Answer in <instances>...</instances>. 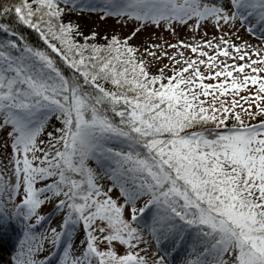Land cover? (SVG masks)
Here are the masks:
<instances>
[{
  "label": "snow or ice",
  "instance_id": "1",
  "mask_svg": "<svg viewBox=\"0 0 264 264\" xmlns=\"http://www.w3.org/2000/svg\"><path fill=\"white\" fill-rule=\"evenodd\" d=\"M78 11L135 27L97 42L64 19ZM9 17L0 216L23 232L11 264H169L181 247V264H264V0H0ZM147 25L192 35L131 43ZM206 25L216 34L197 35ZM46 203L60 220L36 232Z\"/></svg>",
  "mask_w": 264,
  "mask_h": 264
},
{
  "label": "rangeland",
  "instance_id": "2",
  "mask_svg": "<svg viewBox=\"0 0 264 264\" xmlns=\"http://www.w3.org/2000/svg\"><path fill=\"white\" fill-rule=\"evenodd\" d=\"M85 3L89 5H95L96 7H99L102 3V0H85ZM102 13L98 11H83V12H76L71 14V16H65L64 19L68 20L71 19L74 23L78 24L80 26V31L83 32L85 35L89 31H96L98 33L97 42H106L105 35H112V34H118L119 36L127 35L130 30L135 27V21L129 20L128 22H125L121 20L119 17H112L108 16L105 18L102 17ZM207 32L209 34L215 35L216 33L213 31L211 26H205L201 29L197 35H204V33ZM3 33V32H0ZM241 35H247L244 32V29H240ZM4 36L2 38H6V33H3ZM192 33L185 30L184 28H177V31L175 34H173L169 30H165L162 27L158 28L152 25H147L141 29L140 32L137 33L135 38L131 41V43L136 45H145L146 41H151L153 43H159L161 41H166L168 43H171L174 39H189L191 37ZM204 38H207V36H204ZM77 39H80V37H77ZM251 39V38H250ZM257 42L258 41H253ZM167 63L166 60L163 59V57H160L157 62H155L152 65L153 71L157 70L160 66V63ZM211 82V81H207ZM231 121H229L230 123ZM251 122V121H250ZM3 135L0 134V159L3 158V155L7 152V149L3 146ZM103 183H111L110 180H105ZM114 198L117 199L118 202L122 199L118 195V189H113L110 193ZM140 201H138L139 205ZM52 205L51 204H44L40 207L39 211L41 214L45 215V220L35 228L36 232H42L44 229L51 226H56L60 220V216L57 212H51ZM124 216L127 218L129 216V212L127 207L124 210ZM23 235V232L21 231V225L19 221L12 220L9 217L6 216H0V264H11L12 262V255L17 250L16 245L19 242L20 236ZM77 238L81 237V234L77 232L76 234ZM79 245L78 243L73 245V252L75 254H79V247L78 249L76 246ZM101 247L104 245L101 244ZM52 250L51 246L47 243L43 246V251L39 252L38 256H45ZM62 250V249H61ZM120 250V249H118ZM154 250V249H153ZM159 254V253H157ZM151 255V253H149ZM187 258V249L185 247H181V249L171 257L169 264H181V262ZM59 260V256H54L51 258L50 264H57V261Z\"/></svg>",
  "mask_w": 264,
  "mask_h": 264
},
{
  "label": "trees",
  "instance_id": "3",
  "mask_svg": "<svg viewBox=\"0 0 264 264\" xmlns=\"http://www.w3.org/2000/svg\"><path fill=\"white\" fill-rule=\"evenodd\" d=\"M0 22L11 23L12 21L11 18L9 17V18L0 19ZM14 27L16 26L14 25ZM17 30L21 31L29 39L31 43L40 44L41 46H43L42 42L39 40L38 34L34 32L30 27L21 26ZM2 36H4V34L0 33V39H3Z\"/></svg>",
  "mask_w": 264,
  "mask_h": 264
},
{
  "label": "bare ground",
  "instance_id": "4",
  "mask_svg": "<svg viewBox=\"0 0 264 264\" xmlns=\"http://www.w3.org/2000/svg\"><path fill=\"white\" fill-rule=\"evenodd\" d=\"M79 245L76 246V248L78 249Z\"/></svg>",
  "mask_w": 264,
  "mask_h": 264
}]
</instances>
